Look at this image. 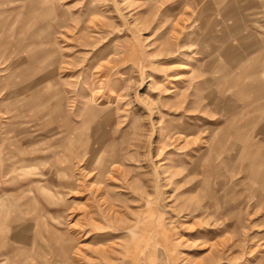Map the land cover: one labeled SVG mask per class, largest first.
Here are the masks:
<instances>
[{
	"label": "rangeland",
	"instance_id": "rangeland-1",
	"mask_svg": "<svg viewBox=\"0 0 264 264\" xmlns=\"http://www.w3.org/2000/svg\"><path fill=\"white\" fill-rule=\"evenodd\" d=\"M0 264H264V0H0Z\"/></svg>",
	"mask_w": 264,
	"mask_h": 264
}]
</instances>
